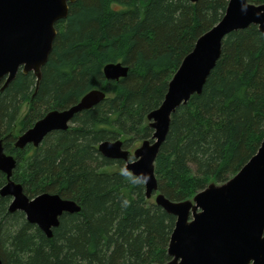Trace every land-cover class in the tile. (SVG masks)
Returning a JSON list of instances; mask_svg holds the SVG:
<instances>
[{
	"label": "trees",
	"instance_id": "obj_1",
	"mask_svg": "<svg viewBox=\"0 0 264 264\" xmlns=\"http://www.w3.org/2000/svg\"><path fill=\"white\" fill-rule=\"evenodd\" d=\"M264 4V0H248ZM228 0H77L59 20L36 87L19 70L0 91V140L16 158L11 179L33 197L49 192L75 200L47 237L0 195L2 264H163L175 216L145 196L143 182L104 157L98 144L121 139L134 149L151 139L147 115L196 39L216 24ZM120 62L125 77L106 79L103 66ZM92 89L105 98L77 113L66 130L38 147H14L19 133L46 112L64 109ZM26 111L20 117L22 106ZM264 138V33L257 25L230 32L200 94L171 115L154 161L158 191L191 199L211 182L235 175ZM132 158V156H130ZM6 182L0 172V188Z\"/></svg>",
	"mask_w": 264,
	"mask_h": 264
},
{
	"label": "water",
	"instance_id": "obj_2",
	"mask_svg": "<svg viewBox=\"0 0 264 264\" xmlns=\"http://www.w3.org/2000/svg\"><path fill=\"white\" fill-rule=\"evenodd\" d=\"M76 1L0 0V91L19 70L33 72L38 86L57 33L55 24L66 18L69 4ZM251 24L264 33V4L228 0L221 19L196 39L193 49L182 59L161 104L148 113L151 139L141 141L133 151L125 148L121 139L98 144L104 157L123 161L122 171L131 172L143 182L146 198L153 197L156 205L175 216L167 247L170 259L163 264H264V138L235 175L221 184L211 182L191 199L166 198L158 191L154 174V161L166 138L171 115L192 95L201 93L221 55L225 36ZM127 71L128 67L120 62L103 66L106 79L125 77ZM104 98L103 90L92 89L69 107L46 112L17 135L14 147H38L47 134L66 130L77 113ZM15 165L16 158L6 153L0 140V172L6 176L0 195L11 198L8 211L23 212L29 223L51 237L60 217L79 212L81 206L57 193L27 196L22 185L11 179Z\"/></svg>",
	"mask_w": 264,
	"mask_h": 264
},
{
	"label": "rangeland",
	"instance_id": "obj_3",
	"mask_svg": "<svg viewBox=\"0 0 264 264\" xmlns=\"http://www.w3.org/2000/svg\"><path fill=\"white\" fill-rule=\"evenodd\" d=\"M26 109H27L26 104H24V105L22 106V108H21L20 117L23 116V114L25 113ZM139 144H140V143H139ZM139 144H138V145H139ZM138 145H137V146H138ZM137 146H136V147H137ZM130 151H133V149H130ZM152 199L154 200L153 197H152Z\"/></svg>",
	"mask_w": 264,
	"mask_h": 264
}]
</instances>
